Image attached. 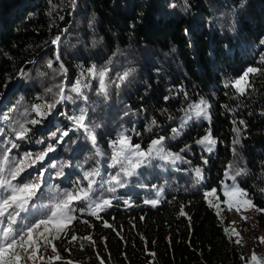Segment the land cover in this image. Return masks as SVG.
<instances>
[{
	"label": "trees",
	"instance_id": "obj_1",
	"mask_svg": "<svg viewBox=\"0 0 264 264\" xmlns=\"http://www.w3.org/2000/svg\"><path fill=\"white\" fill-rule=\"evenodd\" d=\"M73 1L0 0V99L8 93L4 100L10 106L5 117L4 112L0 115V122L8 120V125L0 123V145L10 146L9 140L16 143L14 129L33 119L29 109L35 100L47 92L50 97L44 102H52L49 88L56 91L60 83L71 86L81 70L92 65L110 68L109 81H117L131 69L119 87L110 83L107 99L97 95L98 81L92 80L91 88L85 89L86 101L72 94L73 102L53 110L56 126L51 121H43L45 127L26 125L31 132L24 148L32 144L36 153L50 144L58 148L57 131L61 127L70 131L69 117L87 108L86 122L95 127L97 146L105 147L103 154L115 132L128 125L140 134L133 143L147 149L153 139H168L181 123L184 109L203 98L210 105V123L194 124L169 148L202 166L196 141L210 128L217 153L205 169V189L219 190L232 165L233 170H244L237 177L240 187L257 208L264 209V0H78L84 16L74 18ZM56 36L61 38L58 46L52 43ZM49 61L57 71H49ZM61 63L66 76L59 74ZM249 67L262 74L253 75L251 86L240 95L232 82ZM22 71L26 75L21 76ZM18 78L21 81L15 82ZM20 97L23 103H18ZM235 129L241 130L239 137ZM83 138L82 131H74L64 147L65 155L75 168H99L101 178L107 180L106 159L99 160L97 167L91 163L92 168L80 160L87 154L96 160L91 142L84 143ZM237 139L239 143L234 144ZM186 146L194 155L182 151ZM18 155L17 151L11 154L16 159ZM60 163L53 162L56 168ZM59 171L50 173L40 204L50 203L58 190H66L59 180L51 185ZM76 186L73 182L67 190ZM182 188L167 193L156 208L147 207L141 199L136 208L117 206L121 199L114 202V208L101 213L113 228H104L101 220L78 211L104 239L85 251H80L78 241L64 240L56 244L58 252L79 264H100V260L104 264H245L240 246L228 238L202 190ZM181 209L187 220L180 215ZM72 229L77 237L86 232L81 223H74Z\"/></svg>",
	"mask_w": 264,
	"mask_h": 264
},
{
	"label": "snow or ice",
	"instance_id": "obj_2",
	"mask_svg": "<svg viewBox=\"0 0 264 264\" xmlns=\"http://www.w3.org/2000/svg\"><path fill=\"white\" fill-rule=\"evenodd\" d=\"M60 39V36H56L52 43L58 46ZM57 60H59L58 53ZM47 67L53 69V63L49 61ZM53 71L57 70L53 69ZM58 71L59 74L64 76L67 74V69L62 63L59 65ZM110 71L111 69L108 67L97 68L96 65H92L88 69H82L79 77L71 86H67L66 83H60L56 85V91L49 88L48 92L53 95L52 102H44L32 107L31 113H34L36 118L20 124L19 130L14 129L16 133L15 140H27L31 128L26 125L35 126L42 124L52 114L57 105L73 102L72 94L86 101L88 97L85 94V89L91 88L92 80L98 81L97 95L107 99L110 83H115L119 87L132 74V70L129 69L117 77L118 82L109 81ZM258 71L260 69L249 67L238 79L232 82V87L235 88L237 93L244 95L251 86L248 79L249 74H254ZM20 75L24 76L26 74L22 71ZM41 75H44V73H41ZM209 108L210 105L203 98L198 102L190 103L184 109V116L181 118L180 126L172 129L173 138L183 134V129L188 126L189 121L204 119L210 122ZM31 113L26 112L25 115H30ZM87 120V108L81 109L78 116L72 117L73 127L71 130L82 131L84 138L89 140L93 147L96 148V155L98 157L103 156V153L97 147L95 127L87 123ZM152 123L154 125L156 122L153 121ZM148 130L151 131V127ZM235 131L239 135V129H235ZM2 134V129H0V135ZM68 136L69 131H63L57 139V145L64 143V138ZM165 139L163 136L153 139L147 149H144L140 144H133L129 135L121 133L110 145L112 153L109 166L118 169L115 175H111L107 180H104L101 178L99 168L83 171V175L77 181L75 188L64 191L58 190L56 196L48 204H40V198L44 196L41 189L44 185L43 176L47 168L40 170L35 181H17L29 169L35 168L37 164L42 165L49 153L56 151V146L50 144L36 154L25 152L21 158L16 159L11 156V153L13 149H19L18 143L9 140L8 145L10 146L0 145V264H27V262L36 264L37 260H40L41 264H54L55 261H60L62 257L59 255L54 241L60 240L61 235L66 234L71 225L79 219L76 215L78 211L81 215L87 212L89 216L94 217L96 220H101L104 228H113L107 221H103L101 215L105 210L113 207V199L94 198L93 194L97 191L98 184L99 187L103 188L106 183L108 185L107 191L115 193L118 189L127 187L131 178L139 175L141 168L151 166L153 161H161L162 164L160 166H164L167 164L175 165L178 161L183 160L180 154L166 150ZM196 143L211 153L215 149L217 140L209 128L206 134L197 140ZM233 143H239V140H234ZM187 150L189 148L186 146L182 151ZM233 152H235V149H233ZM207 162V160H204L205 164ZM49 167H56V165L49 161ZM64 167H72V165L68 163L61 166L58 175H64ZM194 171L197 183H199L203 180L202 169L197 168ZM243 174V169L233 170V166L229 165L225 171L226 179L222 181L219 194L216 188L204 192V198L209 207L214 208L218 216L223 211L221 205H225L228 211L235 210L237 213L253 209L258 212H264V209L255 207L248 198V192L237 183V177ZM227 181H231V183ZM221 195L224 197L223 200H221ZM82 202L86 205V208L77 209L76 205ZM124 203L128 207L134 206L127 200ZM144 203L156 207L160 200L146 199ZM37 207L45 208L48 211L34 222H28V216ZM180 215H185L183 209H181ZM241 218L245 221L248 219V217L243 215H241ZM82 223L88 224L89 221L83 220ZM232 224H235V221ZM113 230L115 231V229ZM225 231L227 233L229 229H225ZM230 231L232 235L237 237L234 242L240 245L242 239L240 233L234 227ZM77 241H87L93 246L96 243L91 235L81 238L75 234L71 236L68 242L72 244ZM259 241L264 243V237H260ZM41 248H50L53 255L47 257L41 255ZM80 248L83 250V243H80ZM66 264H74V262L69 260ZM100 264H104V261L100 260ZM250 264H264V262L253 251L250 257Z\"/></svg>",
	"mask_w": 264,
	"mask_h": 264
},
{
	"label": "rangeland",
	"instance_id": "obj_3",
	"mask_svg": "<svg viewBox=\"0 0 264 264\" xmlns=\"http://www.w3.org/2000/svg\"><path fill=\"white\" fill-rule=\"evenodd\" d=\"M78 0H74L72 3V10H71V16L74 18L76 15L81 14V17L84 16V12H82L77 5ZM42 59V58H40ZM40 61V60H39ZM42 71V70H40ZM50 72H52V70H49ZM262 72L258 71L257 73L254 74H249V81L251 79V77L253 75H261ZM19 80V81H18ZM20 82L21 80L18 78L15 82ZM8 95V93L5 96H1L2 98L0 99V115L4 112V117L7 115V111H9L10 106H8V103L6 100H4V98ZM50 97L49 94L47 92H45V97L42 96V98H38L37 100L34 101V103L31 105V109L34 105L37 104H43L44 101ZM10 102L12 100V98H9ZM12 103V102H11ZM10 103V104H11ZM18 103H23V98L20 97ZM29 109V110H31ZM209 111V109H208ZM56 113V112H55ZM55 113L52 111V116L55 115ZM34 114V113H33ZM210 114V113H209ZM51 115H49L44 121H51V126H56L57 123H53V119H51ZM32 116V114H31ZM67 117V116H65ZM36 118L35 114L33 116V119ZM69 124H73V121L71 119V117H69L68 119ZM0 123H2V125H8V120L4 119L3 121H1ZM48 123V122H47ZM210 122L208 120H193V121H189L188 126L186 128L183 129V134L177 136L176 138H173V134L170 135V137L168 139H165V148L167 151L172 152V153H176L173 149L169 148L170 144L175 142L177 139H180L184 136V134L186 133L187 130H189L191 127H193V125H204V124H209ZM46 125V123H44ZM42 125L45 127V125ZM36 126V125H35ZM180 126V123L178 124V126L176 128H178ZM39 127V126H38ZM71 128V127H70ZM1 129V127H0ZM40 130V129H39ZM69 130V129H68ZM67 129H64L63 127H61L58 131H57V136L56 139L59 138L60 134L63 131H68ZM132 132H131V131ZM134 131H136L134 129V127H132L131 125H128L124 128L118 129L117 130V134L115 132L114 134V139H110L107 143V147L108 148V152L106 154H103V156L98 157L96 155V160H93L94 158L92 156H84L82 159H80L83 163L85 167L88 168H92L93 165H91V163H94V166L96 165V167L98 166L97 164L99 163V160L102 159H106L108 161V177L111 175H115V173L118 171L117 168H112L109 166L110 164V156L112 153V149L110 147L111 142L113 140H115L121 133H124L126 135H129L132 139V143L135 139H138L140 134L139 133H135ZM73 132L71 129L69 131V136L64 138V143L59 144V147L56 148L55 152L49 153V156L45 159V161L43 162V164H37L35 166V168L29 169L27 172H25L17 182H20L21 180H26V181H35L38 178L39 172L42 168H47V171L44 173L43 176V180H44V185L41 189V191L43 192L45 190L46 185L49 184V176L50 173L52 172V170L55 172V169H59L61 168V166L70 163L72 165V167H64V175L63 176H59L57 177V179H54L53 181H51V185L54 184V182H57L59 180V182L62 183L61 188L62 189H67L71 186V184L74 182L75 184H77V181L80 180V176L82 177L83 175V170H81L80 168L76 167L75 168V164L72 163L71 159L67 158V156L65 155V151H64V147L65 145H67V140L70 137H73ZM237 133V132H236ZM241 130L239 129V135H237L238 137L240 136ZM0 137H2V135H0ZM16 141V140H15ZM83 142L89 144L90 141L85 138H83ZM16 143H18L21 146V149L19 148L18 150L13 149L12 153L14 151L19 152L18 157L21 158L22 155L25 152H31L33 154H36V152H34L33 147L31 148V146H33L32 144L30 146H26L24 148V140L23 141H16ZM134 144V143H133ZM90 145V144H89ZM141 145V144H140ZM100 151L103 153V150H105V147H100L97 146ZM142 147V145H141ZM143 148V147H142ZM196 148H197V152L200 155V163L202 166H196L195 164H193L191 162V160L186 159L185 155H183L184 153H178L183 157V160L178 161L175 165H171V164H167L164 166H160L162 164L161 161H153L151 166L148 167H143L139 170L140 174L137 176H133L130 180V182L128 183L127 187L125 188H120L118 189L115 193L109 192L107 191L108 185L105 183L103 188L99 189V184L97 186V191L93 194L94 198H105V197H110L113 199V206L114 202H117L121 199V204L117 205L119 207H124V208H136L137 207V199H141V203L144 202L146 199H159L160 203L162 201H164L166 199L167 193H171V191H178V190H182L183 186L186 187L184 188V190H189L191 191L192 187L199 188L200 190H202L203 192V196H204V192L208 191V189H205V185L208 181V175L205 171L206 168L209 167V159L210 157L214 156L217 153V144L215 146L214 151H212L211 153H209L208 151H206L201 145L196 144ZM90 151L92 153H96V148L93 147V145H90ZM11 153V154H12ZM186 155H194L193 154V149H189L185 152ZM65 158H67L68 160H66ZM59 161L61 162L60 165L56 168V167H49V161L53 164L54 161ZM63 160H66V162H64ZM204 160H207V164L204 163ZM106 164V161H105ZM89 165V166H88ZM205 166V168H204ZM200 168L202 169V173H203V180L200 181L199 183H197L196 177H195V169ZM56 173V172H55ZM31 174V175H30ZM80 176H79V175ZM180 176V177H177ZM102 177V174H101ZM78 178V179H77ZM225 175H224V179L223 181H225ZM228 183H231V181H227ZM86 183V182H84ZM237 183L240 186V181L237 178ZM198 185V186H197ZM222 187V186H221ZM221 189V188H220ZM218 190V194L219 191ZM211 190V189H209ZM156 195V196H154ZM154 197V198H153ZM248 198L252 201V198L248 195ZM224 197L221 195V200H223ZM130 201L132 203V205H134L133 207H128L127 205H125L124 201ZM207 202V201H206ZM160 203L158 204V206L160 205ZM145 204V203H144ZM147 207H152L150 204H145ZM144 206L143 204L141 205V207ZM77 207V205H76ZM80 208L85 207L86 205L82 202L79 205ZM157 207V206H156ZM156 207H152V208H156ZM223 211H221L220 215L218 216L220 219L221 224L224 226V229H229V232L226 233V235L228 236V238L234 243L236 244L234 241L237 239L236 236L232 235L230 229L231 228H235L239 233H240V237L241 239V244L238 245L240 246V249L242 250V257H243V261H245V264H250V257L253 254V251L255 252V254L257 255V257L264 262V243H260L259 238L260 237H264V212H258L255 209L250 210V211H245L242 213H237L235 210L233 211H228L225 205H221ZM256 207V206H255ZM112 208V207H111ZM108 208L107 210L111 209ZM257 208V207H256ZM215 212L216 210L214 208H212ZM106 211V210H105ZM104 211V212H105ZM103 212V213H104ZM217 214V212H216ZM77 215V214H76ZM241 215L248 217L247 221L243 220L241 218ZM79 217V219L77 221H75L74 223H81L83 224V226L86 227V232L85 233H81L80 235H78L79 237H85L88 235H91L93 240L98 244V241H102L104 239V236L100 235L97 231H95L94 227L85 223H82L84 219V216L81 215H77ZM183 216V215H182ZM33 220H36V218H33ZM184 220H187V218L185 217V215L183 216ZM235 221V224H232V222ZM74 223L71 225L70 229L67 231L66 234H62L60 240L54 241L55 245L58 242L67 240L69 241V239H71L70 237L76 233L75 230L72 229V226L74 225ZM167 230V229H165ZM163 230V231H165ZM168 231V230H167ZM185 233H187L189 230L188 228L184 230ZM226 232V231H225ZM77 236V234H76ZM231 237V238H230ZM69 238V239H68ZM80 243L84 244V248L85 249H91V247L93 245L89 244V242L87 241H78V244L80 246ZM95 243V246L97 245ZM68 244V243H66ZM70 244V243H69ZM237 245V244H236ZM94 246V247H95ZM83 248V251H85ZM58 250V249H57ZM82 251V250H80ZM59 253V252H58ZM40 254L44 255L45 257L53 255V253L51 252V249H45V248H41L40 250ZM60 255V253H59ZM61 256V255H60ZM62 259L60 261H55L54 264H64L67 261L72 259L69 258H65L63 256H61ZM98 259V258H96ZM100 260V259H99ZM74 264H79L75 261H73ZM27 264H31V262H27ZM36 264H41L40 260L36 261Z\"/></svg>",
	"mask_w": 264,
	"mask_h": 264
}]
</instances>
